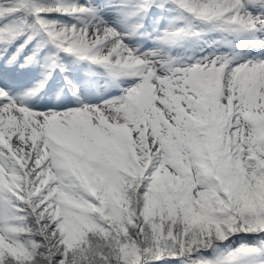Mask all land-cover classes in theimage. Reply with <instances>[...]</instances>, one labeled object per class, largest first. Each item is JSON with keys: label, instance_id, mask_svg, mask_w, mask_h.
Here are the masks:
<instances>
[{"label": "snow or ice", "instance_id": "1", "mask_svg": "<svg viewBox=\"0 0 264 264\" xmlns=\"http://www.w3.org/2000/svg\"><path fill=\"white\" fill-rule=\"evenodd\" d=\"M0 264H264V0H0Z\"/></svg>", "mask_w": 264, "mask_h": 264}]
</instances>
